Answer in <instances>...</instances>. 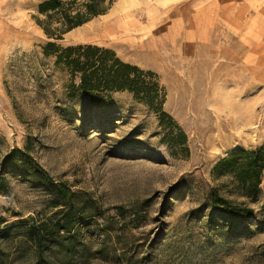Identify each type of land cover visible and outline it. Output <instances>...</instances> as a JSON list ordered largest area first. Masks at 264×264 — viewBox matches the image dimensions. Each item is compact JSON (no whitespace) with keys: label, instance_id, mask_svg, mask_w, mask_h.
Masks as SVG:
<instances>
[{"label":"rangeland","instance_id":"374dc122","mask_svg":"<svg viewBox=\"0 0 264 264\" xmlns=\"http://www.w3.org/2000/svg\"><path fill=\"white\" fill-rule=\"evenodd\" d=\"M45 1L0 0V264H264V170L252 197L215 172L264 147L262 0H113L61 40L37 24ZM50 41L155 72L189 150L127 91L72 96ZM214 190L253 216L218 211ZM69 207L73 231L56 232ZM41 223L37 248L26 232Z\"/></svg>","mask_w":264,"mask_h":264},{"label":"trees","instance_id":"16d2710c","mask_svg":"<svg viewBox=\"0 0 264 264\" xmlns=\"http://www.w3.org/2000/svg\"><path fill=\"white\" fill-rule=\"evenodd\" d=\"M113 0H47L39 6L37 24L50 39L61 40L70 31L105 14ZM44 51L54 56L56 63L66 69L71 76L69 86L71 95L83 94L94 102L111 98L115 92L127 91L135 99L143 102L159 115L161 126L165 127L166 142L171 147L188 151L187 135L171 115L164 110L166 93L161 87L157 74L144 70L138 65L124 61L115 50L95 44H75L62 46L55 41L48 42ZM264 170V147L260 149H241L218 163L215 172L228 175L237 191L246 197L259 193ZM212 206L218 211L239 219H250L254 209L246 203H233L214 190ZM3 220H0V224ZM41 223L29 227L26 237L37 246L42 245L49 235ZM56 232L70 233L75 227L73 207L64 212L63 219L55 222ZM11 226L0 228L2 237Z\"/></svg>","mask_w":264,"mask_h":264},{"label":"crops","instance_id":"0c3cea01","mask_svg":"<svg viewBox=\"0 0 264 264\" xmlns=\"http://www.w3.org/2000/svg\"><path fill=\"white\" fill-rule=\"evenodd\" d=\"M253 0H249V2H251ZM252 3V2H251ZM258 12H260L261 14L264 15V0H262L261 4H260V7H259V10Z\"/></svg>","mask_w":264,"mask_h":264},{"label":"bare ground","instance_id":"6f19581e","mask_svg":"<svg viewBox=\"0 0 264 264\" xmlns=\"http://www.w3.org/2000/svg\"><path fill=\"white\" fill-rule=\"evenodd\" d=\"M95 19V18H94Z\"/></svg>","mask_w":264,"mask_h":264}]
</instances>
